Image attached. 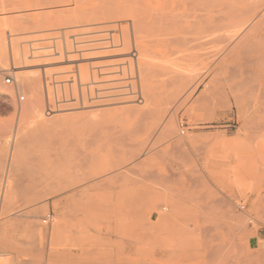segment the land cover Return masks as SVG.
Masks as SVG:
<instances>
[{
    "label": "rangeland",
    "instance_id": "rangeland-1",
    "mask_svg": "<svg viewBox=\"0 0 264 264\" xmlns=\"http://www.w3.org/2000/svg\"><path fill=\"white\" fill-rule=\"evenodd\" d=\"M202 1L0 0L4 264H264V0Z\"/></svg>",
    "mask_w": 264,
    "mask_h": 264
},
{
    "label": "bare ground",
    "instance_id": "bare-ground-1",
    "mask_svg": "<svg viewBox=\"0 0 264 264\" xmlns=\"http://www.w3.org/2000/svg\"><path fill=\"white\" fill-rule=\"evenodd\" d=\"M13 2H15L14 0H12ZM64 1H66V0H64ZM118 1H120L121 2V0H118ZM128 1V0H127ZM130 1H133V0H130ZM167 1V3L164 5H162V7L161 8H157V5H158V2H159V0H146V4L151 8V9H153V10H148L146 13L147 14H144V15H146V16H144L143 18H142V20L143 21H141V22H135L134 20H132L133 21V23L134 24H136V26L134 27L135 28V33L137 34V35H146V36H179V35H181V33H183V32H187L186 31V29L184 28V25H185V22H186V17L183 15V14H181L180 15V13L179 14H176V13H172L173 11H177L178 9L179 10H181L184 6H186V4L187 3H190V4H193V5H191V6H193L194 7V9L196 8V9H198V8H200L199 7V3L198 2H196V0H192V1H190V0H166ZM202 1V0H201ZM210 1V0H209ZM211 1H213V0H211ZM253 0H251V2H252ZM257 2H261V0H256ZM263 1V0H262ZM116 3L113 7H111V8H108V9H111V10H113L115 13H114V15L115 14H117V13H121V12H127V10H123L124 8V3ZM162 2V1H161ZM203 2V1H202ZM206 2V1H205ZM216 2V1H215ZM240 2V1H239ZM253 2H255V1H253ZM140 3V2H139ZM207 3H208V1H207ZM211 2H209V4H210ZM218 3V2H217ZM141 4V3H140ZM249 4V3H248ZM252 4V3H251ZM248 5V7H250L251 8V6L253 5V4H255V3H253L252 5ZM261 4V3H260ZM133 5V4H132ZM205 5V4H204ZM236 6V5H235ZM137 6H136V11H138L137 10ZM157 8V9H156ZM201 8H203V7H201ZM189 9V8H188ZM204 9V8H203ZM202 9V10H203ZM134 9H132V11H133ZM228 10V9H227ZM242 10V9H241ZM250 10V9H249ZM21 11V10H20ZM199 11V10H198ZM222 11V10H221ZM253 11V10H252ZM13 12V11H12ZM16 12V11H15ZM17 12H18V9H17ZM200 12V11H199ZM202 12V11H201ZM236 12V11H235ZM241 12V11H240ZM243 13H244V10L242 11ZM134 13H135V11H134ZM207 13V12H206ZM222 13V12H221ZM229 13H230V11H229ZM248 13V12H247ZM201 14H203V13H201ZM216 14V13H215ZM237 14V13H236ZM246 14V13H245ZM258 15V14H257ZM152 16V17H151ZM200 16L201 15H197V19L196 20H192V21H200ZM135 17H137V16H135ZM142 17V16H141ZM202 18V17H201ZM203 18H204V15H203ZM215 18V17H214ZM260 19H261V16L259 17ZM263 19H264V17H262ZM138 19V18H137ZM216 19V18H215ZM120 20V19H119ZM217 20V19H216ZM225 20V19H224ZM223 20V21H224ZM246 20V19H245ZM262 20V19H261ZM247 21H248V19H247ZM258 21V20H257ZM216 21H214V23L213 22H211L212 23V25L214 24V25H216V23H215ZM245 22V21H244ZM218 23V22H217ZM220 23V22H219ZM226 23V22H225ZM247 23V22H246ZM260 23V22H259ZM262 23V22H261ZM129 24V23H128ZM127 24V25H128ZM197 24V23H196ZM207 24V23H206ZM208 26H209V24H207ZM213 25V26H214ZM218 26L219 25H221V23L220 24H217ZM242 25H243V23H242ZM213 26H211L210 25V27H209V30H210V32H211V29L213 28L214 29V27ZM155 27V29L157 30V32L156 31H154L152 28H154ZM156 27H158V28H156ZM194 27V26H193ZM212 27V28H211ZM133 28V29H134ZM207 28V27H206ZM193 29V28H192ZM212 29V30H213ZM221 29V28H220ZM249 29V28H248ZM254 29V28H253ZM218 30H219V28H218ZM208 32V31H207ZM213 32V31H212ZM211 32V34L212 35H214V32L212 33ZM216 32H218V31H216ZM171 34V35H170ZM207 34H210L209 32L207 33ZM216 34V33H215ZM205 35V34H204ZM203 36V35H202ZM215 36V35H214ZM188 37V36H187ZM211 37V36H210ZM189 40V39H188ZM217 40V39H216ZM191 41H193V39L191 40ZM219 42V41H218ZM208 43V42H207ZM217 43V42H216ZM32 47V46H31ZM207 47V46H206ZM214 47V46H213ZM212 46H211V48H213ZM33 48V47H32ZM209 48H210V46H209ZM210 48V49H211ZM215 49V48H214ZM104 49L102 48L101 49V52L103 51ZM197 50V49H196ZM212 50V49H211ZM216 50V49H215ZM212 52V51H211ZM218 52V51H217ZM222 52V51H221ZM220 52V53H221ZM98 53H100V52H98ZM214 53H215V51H214ZM200 55H201V53H200ZM148 66V65H147ZM155 66V65H154ZM189 66V65H188ZM144 67H146V66H144ZM158 67V66H157ZM159 67H161V66H159ZM164 67V66H163ZM147 68V67H146ZM165 68V67H164ZM171 68H173L174 70H160L161 71V74H163L165 77H167V79L169 78V80H172V81H177L178 79H177V77H178V72L181 70L180 68V70L179 69H177V68H174V67H171ZM170 69V68H169ZM139 70H140V72L141 73H143V75L144 74H146L147 73V70L146 69H144L142 66L140 67L139 66ZM176 70H178V71H176ZM182 71H184V70H181V72ZM184 72H186V70L184 71ZM180 73V72H179ZM183 73V72H182ZM187 73H188V71H187ZM186 73V74H187ZM160 74V75H161ZM157 76H159V74L157 75ZM86 77V76H85ZM18 78L20 79V83L22 84V87H29L30 86V84H31V82H32V79L30 78V77H28L26 74H25V72H23V70H21L20 72H19V74H18ZM76 78V77H75ZM17 79V78H16ZM78 79V78H77ZM158 79H159V77H158ZM44 80V79H43ZM153 80V79H152ZM155 80V79H154ZM172 81H169L170 83L172 82ZM45 82V81H44ZM48 82V81H47ZM167 83H168V81H167ZM84 84H86V83H84ZM2 85V84H1ZM87 86V85H86ZM46 87V86H45ZM5 88V87H4ZM3 89V88H2ZM2 89H1V91H2ZM58 89H61V88H58ZM2 94V93H1ZM3 96H4V92H3V94H2ZM2 96V97H3ZM4 97H6V96H4ZM22 98H24V96H21ZM172 129V128H171ZM20 137L22 138V135L20 134ZM9 171V170H8ZM263 244V243H262ZM18 260V259H17ZM11 261V264H15V263H13V260H10Z\"/></svg>",
    "mask_w": 264,
    "mask_h": 264
},
{
    "label": "crops",
    "instance_id": "crops-1",
    "mask_svg": "<svg viewBox=\"0 0 264 264\" xmlns=\"http://www.w3.org/2000/svg\"><path fill=\"white\" fill-rule=\"evenodd\" d=\"M264 238V233L262 232L261 229H257L254 231V234L252 235L250 239V245H253V242L258 243L260 239Z\"/></svg>",
    "mask_w": 264,
    "mask_h": 264
},
{
    "label": "built area",
    "instance_id": "built-area-1",
    "mask_svg": "<svg viewBox=\"0 0 264 264\" xmlns=\"http://www.w3.org/2000/svg\"><path fill=\"white\" fill-rule=\"evenodd\" d=\"M8 81H11L10 77L8 78ZM22 99H23V98H22ZM52 219H53V215H52V213H49L48 216H46V217L43 219V222H44V223H49ZM0 264H4V263L0 260Z\"/></svg>",
    "mask_w": 264,
    "mask_h": 264
}]
</instances>
